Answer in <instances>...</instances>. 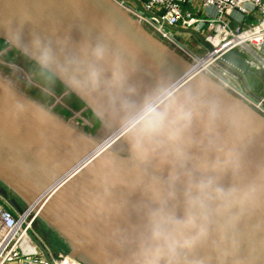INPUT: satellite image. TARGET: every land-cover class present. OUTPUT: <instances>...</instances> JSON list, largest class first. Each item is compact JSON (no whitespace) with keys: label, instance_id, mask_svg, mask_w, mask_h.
<instances>
[{"label":"water","instance_id":"water-1","mask_svg":"<svg viewBox=\"0 0 264 264\" xmlns=\"http://www.w3.org/2000/svg\"><path fill=\"white\" fill-rule=\"evenodd\" d=\"M0 39L85 104L66 119L20 63L0 70V196L18 214L81 264H264L263 115L116 0H0ZM216 65L264 99L244 57Z\"/></svg>","mask_w":264,"mask_h":264},{"label":"built area","instance_id":"built-area-1","mask_svg":"<svg viewBox=\"0 0 264 264\" xmlns=\"http://www.w3.org/2000/svg\"><path fill=\"white\" fill-rule=\"evenodd\" d=\"M139 1L142 10L135 3L133 10L119 4L194 64L199 66L206 60L207 67L199 66L201 70L264 116V99L257 101L249 96L236 78L216 65L224 54L234 51L244 57L252 73L264 75V0ZM172 28L202 34L213 52L195 59L167 32ZM36 220L31 208L18 214L0 196V264H81L66 253L52 254L49 249L50 260L46 259L30 237V233L39 237L34 232Z\"/></svg>","mask_w":264,"mask_h":264},{"label":"trees","instance_id":"trees-1","mask_svg":"<svg viewBox=\"0 0 264 264\" xmlns=\"http://www.w3.org/2000/svg\"><path fill=\"white\" fill-rule=\"evenodd\" d=\"M156 37H158V36L156 35ZM7 48H8V45H6L5 42L0 39V54L3 53ZM16 54L20 55L23 59H25L26 61H28L30 63L29 70H30V72L35 73L36 81L42 87H44L45 89H48V90L49 89L52 90L57 96H60V95L64 94L65 92H67V88L63 84H61L57 79H55L48 72H46L45 70L40 68L36 63H34V62L30 61L28 58L22 56L16 50H13L12 52L6 54L4 56V62H6V63L13 62L14 56ZM46 100H48V102L50 104H52V100H50L48 98H46ZM66 103L68 104L70 110L74 111V112H81L85 108V104L72 93L70 94V97L67 98ZM59 110H60V112L58 113L57 111H59ZM57 111H55V112L58 113L59 115L65 117L66 119H69L73 116L71 111H68V110L63 109V108H59ZM83 118L86 119L88 122H90L92 125V127L86 126L85 131L87 133H91L93 135H96V133L101 129L100 120L94 115V113L91 110H86L83 113ZM80 124H82V123L80 122ZM54 236L56 238L55 240L57 241L59 247L61 248L60 251L63 253H68V248L66 247V245L61 240L57 239L56 235H54Z\"/></svg>","mask_w":264,"mask_h":264},{"label":"rangeland","instance_id":"rangeland-1","mask_svg":"<svg viewBox=\"0 0 264 264\" xmlns=\"http://www.w3.org/2000/svg\"><path fill=\"white\" fill-rule=\"evenodd\" d=\"M118 3L124 5V7L133 10L134 3L131 0H116ZM177 30H171L168 29L167 32L172 36L174 39H176V42L179 46L184 48L188 53L192 55L195 59H203L205 54L208 52L205 45H203L196 37L191 34L188 31H184L183 28H176ZM205 34V33H204ZM162 40V39H161ZM252 71L244 76L246 83L248 86L253 90L252 87V77H253ZM264 79V78H261ZM258 82L261 83L260 77L258 79ZM264 84V83H261ZM245 90V89H244ZM246 91V90H245ZM22 207L24 210H26V205L22 204ZM34 232L40 237V239L45 242L52 250H54V253L61 252L60 247L55 240L54 234L49 231L45 224L37 219L34 223ZM63 253V252H62Z\"/></svg>","mask_w":264,"mask_h":264},{"label":"flooded vegetation","instance_id":"flooded-vegetation-1","mask_svg":"<svg viewBox=\"0 0 264 264\" xmlns=\"http://www.w3.org/2000/svg\"><path fill=\"white\" fill-rule=\"evenodd\" d=\"M13 50H8V48L3 52V55H2V59H4V56L6 55V54H8V53H10V52H12ZM14 61L13 62H11V63H6V62H4V61H0V70H3L7 75H11L13 72H12V67L10 66V64H15V63H20L21 65H22V67L25 69V70H27V72H29V75H30V81H28V85H27V87L28 88H36L37 90H41V92L42 93H44L45 92V94H50V95H52V97H54V98H56V94L52 91V93L50 92V90H48V89H45L44 87H42L37 81H36V75H35V73H33V72H30V70H29V65H30V63L28 62V61H26L25 59H23L20 55H15L14 56V59H13ZM32 75H35V78L34 79H32L31 78V76ZM39 86L40 87H42L43 89H45L46 91H44L42 88H39ZM27 87H24V90L25 91H27ZM28 93V92H27ZM54 93V94H53ZM60 97H61V101H59L56 105L58 106L57 107V109H56V105L54 106V110L53 111H57L59 108H63V109H66V110H68V111H71L70 110V108H69V106H68V104L66 103V100H67V98L68 97H70V93L68 94L67 92H65L64 94H62V95H60ZM58 113L60 112V110L59 111H57ZM72 112V111H71ZM84 113V112H83ZM83 113H82V118H83ZM73 114V113H72ZM74 116V115H73ZM77 122L79 123V125H81L82 127H86V126H88L87 124H85L81 119H77ZM80 122L82 123V124H80ZM89 127V126H88ZM11 197H13L12 195H11Z\"/></svg>","mask_w":264,"mask_h":264},{"label":"bare ground","instance_id":"bare-ground-1","mask_svg":"<svg viewBox=\"0 0 264 264\" xmlns=\"http://www.w3.org/2000/svg\"><path fill=\"white\" fill-rule=\"evenodd\" d=\"M208 64V62L206 60H204L203 62L199 63V66L201 68L207 67L206 65Z\"/></svg>","mask_w":264,"mask_h":264},{"label":"crops","instance_id":"crops-1","mask_svg":"<svg viewBox=\"0 0 264 264\" xmlns=\"http://www.w3.org/2000/svg\"><path fill=\"white\" fill-rule=\"evenodd\" d=\"M45 243V242H44ZM45 245L47 246V248L50 250V252L52 253V254H56V253H54L53 251L54 250H52V248H50L46 243H45ZM58 253H61V252H58ZM67 254V253H66Z\"/></svg>","mask_w":264,"mask_h":264}]
</instances>
